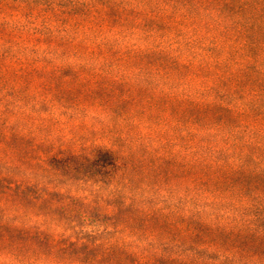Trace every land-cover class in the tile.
<instances>
[{
  "label": "trees",
  "instance_id": "16d2710c",
  "mask_svg": "<svg viewBox=\"0 0 264 264\" xmlns=\"http://www.w3.org/2000/svg\"><path fill=\"white\" fill-rule=\"evenodd\" d=\"M132 62L164 104L191 112L181 226L103 247L81 234L58 252L70 264H264V0H0V112L41 73ZM4 207L0 240L18 251L0 264H36L20 254L40 235Z\"/></svg>",
  "mask_w": 264,
  "mask_h": 264
},
{
  "label": "rangeland",
  "instance_id": "374dc122",
  "mask_svg": "<svg viewBox=\"0 0 264 264\" xmlns=\"http://www.w3.org/2000/svg\"><path fill=\"white\" fill-rule=\"evenodd\" d=\"M132 63L41 73L20 89V108L14 102L0 112V192L8 182L21 186L0 193V202L43 238L23 242L25 261L70 264L58 249L81 234L103 247L113 238L146 243L174 229L171 222L181 226L173 209L185 203L191 112L164 104L162 84L137 75ZM17 251L0 240V252Z\"/></svg>",
  "mask_w": 264,
  "mask_h": 264
}]
</instances>
